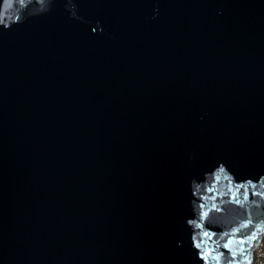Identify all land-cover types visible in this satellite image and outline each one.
<instances>
[{
    "label": "water",
    "instance_id": "water-1",
    "mask_svg": "<svg viewBox=\"0 0 264 264\" xmlns=\"http://www.w3.org/2000/svg\"><path fill=\"white\" fill-rule=\"evenodd\" d=\"M263 236L264 0H0V264H251Z\"/></svg>",
    "mask_w": 264,
    "mask_h": 264
},
{
    "label": "trees",
    "instance_id": "trees-1",
    "mask_svg": "<svg viewBox=\"0 0 264 264\" xmlns=\"http://www.w3.org/2000/svg\"><path fill=\"white\" fill-rule=\"evenodd\" d=\"M251 264H264V236L256 250H254Z\"/></svg>",
    "mask_w": 264,
    "mask_h": 264
},
{
    "label": "snow or ice",
    "instance_id": "snow-or-ice-1",
    "mask_svg": "<svg viewBox=\"0 0 264 264\" xmlns=\"http://www.w3.org/2000/svg\"><path fill=\"white\" fill-rule=\"evenodd\" d=\"M246 226V225H245ZM249 239L255 241L257 239V236L256 234L254 233L251 237H249Z\"/></svg>",
    "mask_w": 264,
    "mask_h": 264
}]
</instances>
